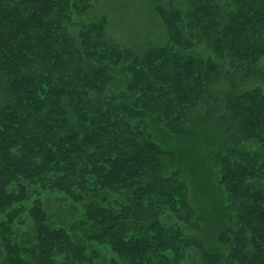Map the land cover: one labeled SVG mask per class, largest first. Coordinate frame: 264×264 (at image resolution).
<instances>
[{
	"label": "trees",
	"instance_id": "trees-1",
	"mask_svg": "<svg viewBox=\"0 0 264 264\" xmlns=\"http://www.w3.org/2000/svg\"><path fill=\"white\" fill-rule=\"evenodd\" d=\"M100 1L0 0V264H264V0Z\"/></svg>",
	"mask_w": 264,
	"mask_h": 264
},
{
	"label": "rangeland",
	"instance_id": "rangeland-1",
	"mask_svg": "<svg viewBox=\"0 0 264 264\" xmlns=\"http://www.w3.org/2000/svg\"><path fill=\"white\" fill-rule=\"evenodd\" d=\"M100 1V0H99ZM104 1H100V3H103ZM99 9H101L100 7L97 9V10H99ZM130 10V9H129ZM135 21H136V19H126V21H124L126 24H128V25H130V26H132L134 23H135ZM123 35L124 34H122V29L120 28V30H119V33L116 35V38H122L123 37Z\"/></svg>",
	"mask_w": 264,
	"mask_h": 264
}]
</instances>
